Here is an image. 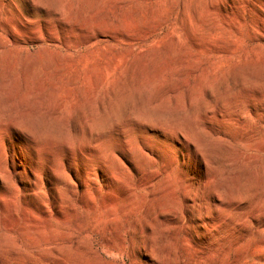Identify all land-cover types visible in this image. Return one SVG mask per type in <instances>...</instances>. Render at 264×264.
I'll return each instance as SVG.
<instances>
[{
	"label": "rangeland",
	"instance_id": "1",
	"mask_svg": "<svg viewBox=\"0 0 264 264\" xmlns=\"http://www.w3.org/2000/svg\"><path fill=\"white\" fill-rule=\"evenodd\" d=\"M0 264H264V0H0Z\"/></svg>",
	"mask_w": 264,
	"mask_h": 264
},
{
	"label": "bare ground",
	"instance_id": "2",
	"mask_svg": "<svg viewBox=\"0 0 264 264\" xmlns=\"http://www.w3.org/2000/svg\"><path fill=\"white\" fill-rule=\"evenodd\" d=\"M251 248V247H250ZM243 249H245V248H243ZM247 249V248H246Z\"/></svg>",
	"mask_w": 264,
	"mask_h": 264
}]
</instances>
